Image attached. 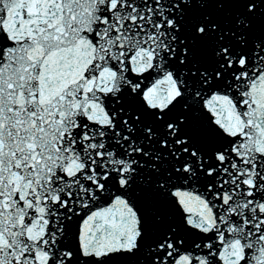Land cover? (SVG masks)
<instances>
[{
  "label": "snow or ice",
  "instance_id": "snow-or-ice-1",
  "mask_svg": "<svg viewBox=\"0 0 264 264\" xmlns=\"http://www.w3.org/2000/svg\"><path fill=\"white\" fill-rule=\"evenodd\" d=\"M0 264H264V0H0Z\"/></svg>",
  "mask_w": 264,
  "mask_h": 264
},
{
  "label": "water",
  "instance_id": "water-1",
  "mask_svg": "<svg viewBox=\"0 0 264 264\" xmlns=\"http://www.w3.org/2000/svg\"><path fill=\"white\" fill-rule=\"evenodd\" d=\"M215 9V5H210L209 6V10H214Z\"/></svg>",
  "mask_w": 264,
  "mask_h": 264
}]
</instances>
